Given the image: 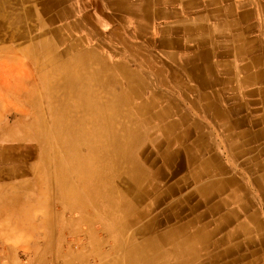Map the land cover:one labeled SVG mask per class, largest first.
Wrapping results in <instances>:
<instances>
[{"label": "rangeland", "instance_id": "rangeland-1", "mask_svg": "<svg viewBox=\"0 0 264 264\" xmlns=\"http://www.w3.org/2000/svg\"><path fill=\"white\" fill-rule=\"evenodd\" d=\"M169 1L173 3L177 0ZM152 3L154 0H0V174L2 175L0 192L3 185L13 183L11 190H16L14 194L16 193L18 197V200H0V264H114L116 262L124 264L128 262V258L121 253V250L112 249L115 237L106 231L102 226L103 223L96 218L99 214L96 209L98 207L93 205L87 209L89 213L94 214L93 221H77L80 216L78 211L75 209L61 211L60 203L54 201V186L61 185L59 181L62 178L72 183V190L66 188L63 191L65 195L71 191L75 193L84 191V187L92 191L93 188L89 186L88 181L90 179L101 188L103 183L100 184L105 179L102 173L104 176L108 173L106 158L100 160L95 157L90 160L89 165L95 168L88 173L85 172L87 176L85 186L66 164L74 159L72 152L59 157L63 165L64 175H60L62 178L53 175L56 166L51 163L45 166V182L39 177L38 164H43V160L40 159L42 150L38 145V139L34 135L26 137V134H33L34 120L38 123L37 119L41 122L43 119L46 126L53 121L49 111L50 100L43 95L44 88L41 81L43 72L51 63V55L38 58L41 51L37 45L43 40L50 41L52 47L47 52L55 54L56 62L58 60L63 62L71 56L79 55L80 52L84 54L85 50L86 54L91 51L94 62L107 65V72L115 78L119 75L111 63L120 62L126 70L130 72L136 70L134 77L137 81L139 78L146 83L149 81L148 86L143 89V99L153 94L159 106L173 105V110L188 112L190 119L187 120V125L191 134L186 140H195L199 133L198 128L205 133L203 146L208 152L202 154L199 160L202 161L214 154L226 169V174L248 190L242 195L246 204H249L244 213L242 212L239 217H229L228 220L232 222L246 216H255L252 221H255L256 225H251L249 232L253 239V242H250L251 246L249 243L244 244L241 233L234 237L237 242H242L241 257L248 262L264 259V185H261V182L264 184V143L255 146L262 140H253L251 144L234 146L227 138L229 133L227 128L211 121L210 113H199L190 106L189 100L196 99V95L188 93V98L183 97L181 84L179 81H173V72H177L179 78L181 76L178 72L181 66L177 64L181 56L176 57L165 52L168 50L175 53L174 50H179L178 43L173 45L166 35L173 32L170 27L176 30L179 27L177 36L181 37V42L186 45L184 50H187L195 45L187 38L191 35L195 36L201 30L193 28L190 33L182 34L181 28H184V25L180 24V21L177 23L175 21L177 19L152 17L155 14L159 16L164 14L152 10ZM176 6L179 7L177 4H171L169 7ZM136 7L144 11L143 15L137 13ZM148 15L151 32L149 35L141 34V37L136 33L138 30L135 21L145 23L144 18ZM190 15L189 13L180 20L190 21L192 17ZM245 35L247 38L255 39L258 33L253 29L251 33ZM163 46L169 49L162 48ZM158 70L160 75L157 73ZM183 76L184 85L194 86L193 82ZM103 95L106 96H103L105 99L107 95L109 96L107 93ZM136 102L137 100L132 98L129 105ZM70 108L76 110L73 104ZM76 115L82 122V133L89 135L96 124L93 115L81 108L80 111L69 116V119H73ZM120 117L123 123L134 127L130 118L136 119L139 114L125 107ZM169 118L179 119L175 112H172ZM194 121L201 127H197ZM87 142L89 140L77 142V149L83 145L82 150H79L81 155L85 154L84 147ZM152 143L145 141L136 155L143 169L150 173V179L154 184L142 193L143 199L137 207L149 205L151 207L149 218H157L160 221L167 213L171 214L167 221H175L172 215L175 212H181L184 220L193 215H201L199 221H217L218 216L226 209L210 213L208 210L210 206L206 203L194 208L201 198L196 191L199 181L189 177L192 165L187 164L183 154L174 156L166 162L160 155L165 140L161 139L158 147ZM65 159L67 160L64 161ZM13 169L20 171L21 173L17 174L21 176L8 178L7 175L2 174L6 170ZM121 174L124 175V172ZM121 174L117 177L109 174L108 179L113 184L112 189L118 190L122 195H128L129 185L125 186L124 192L122 191L121 187L124 184ZM46 175H49L47 180ZM88 176L91 178L89 179ZM167 189L170 191L166 192ZM186 196L190 197L188 203H180ZM114 198L120 199L117 195ZM15 206L20 210L9 212ZM106 211L108 213V210ZM62 218L69 221H60ZM235 224L236 222L230 225L224 224L214 237L226 234ZM236 255L239 254H233L229 258L237 259Z\"/></svg>", "mask_w": 264, "mask_h": 264}, {"label": "bare ground", "instance_id": "bare-ground-1", "mask_svg": "<svg viewBox=\"0 0 264 264\" xmlns=\"http://www.w3.org/2000/svg\"><path fill=\"white\" fill-rule=\"evenodd\" d=\"M135 10L139 15H143V10H139V8ZM258 13H260V9ZM148 17L149 15L145 17L146 19L144 18L145 23L135 21L138 30L136 33L140 36L141 34L149 35L151 32ZM49 42L43 40L37 46L41 51L39 59L51 55V63L43 72L44 75H42L41 81L44 88L43 95L50 100L49 111L53 121L52 124L46 126L43 119L42 122L37 119L38 123L34 120L33 124L35 125H32L33 134H26V137L34 135L38 139L40 150H42L40 159L43 160V164L41 165L38 162V168L40 167L39 177L45 182V166L47 163H51L56 166L53 175L56 178H62L60 175H64L63 165L59 157L65 154L69 155L72 152L74 159L66 164L80 179L79 182L81 181L85 186L87 182L85 172L88 173L92 168H95V166L89 165L90 160L95 157L101 160L104 157L108 161L106 165L108 173L105 176L102 173L105 179L102 180L101 184L99 183L100 185L103 183L101 188L95 181L90 179L91 176H88L90 179L88 181L89 186L93 188L92 191L84 187V191L79 193L71 191V193L65 195L63 191L66 188L71 189L72 183L63 178L59 181L61 185L54 186V201L60 203L61 211L75 209L80 213L77 221H93L94 214L89 213L87 209L93 207V205L98 207L96 209H98L99 214L96 218L103 223V228L115 237V244L112 249L115 251L121 250V253L128 258V262L126 261L127 263L124 262V264H264V259H254L248 262L242 258L240 255L243 247L242 242H237L234 238L241 233L244 244H250L253 239L249 232L251 231V225H256V222L252 221L255 216H246L238 221L235 219L232 222L228 221L229 217L242 215V212L249 205L246 204L242 196L248 190L241 186L237 180L226 174V169L219 163L214 154L209 155L207 159L199 160L202 154L208 152L207 148L203 146L205 133L198 128L199 133L196 139L193 141L186 140L191 134V132L189 134V126L187 125V120L190 119L189 113L173 110V105L159 106L157 98L155 99L153 94L145 95L146 99H143V89L148 86L149 81L146 83L145 80L140 78L137 81L134 77L136 70L133 69L131 74L120 62L111 63V66L118 72V78L112 77L107 72V65H104V63L99 62V64H96L92 59L93 53L91 51L86 54L85 50L84 54L80 52L79 55L74 53L76 56H71L63 62H58L59 60L56 62L55 54L47 52L52 47ZM67 67L70 68L66 69ZM158 71L157 73L160 75V70ZM172 76L174 80H177L178 74H172ZM104 93L109 94L107 99L103 98V96L106 97L103 95ZM186 94L187 92L183 94V97L187 98ZM132 98L137 102L129 105ZM71 104L76 106V110L70 108ZM206 105L208 107L205 109H212L211 116H209L211 121H213V118L217 121L225 116L220 112L221 108L216 105L214 100L210 104L209 102L206 103ZM125 107L139 114L136 119L130 118L134 123V127L126 125L121 120L120 116ZM81 108L91 113L93 119L96 120L95 127L89 135L82 133V122L77 115L73 119H69V116L80 111ZM172 112L178 115V120L169 118ZM193 123L197 127H201L199 123L195 121ZM226 127L228 128V124H226ZM258 135H264V131L261 130ZM227 138L229 140V135ZM161 139L165 140L166 143L160 155L166 162L174 156L183 154L187 164L192 165L189 177L199 181L196 191L201 195L198 204L194 208L206 203L210 206L208 208L210 213L220 211L219 209H226L218 216L217 221H199L201 215H193V217H187L184 220L181 212L172 214L175 221H167L170 219V213L165 214L162 221H160L157 218H149L151 209L149 205L142 208L137 207L143 199L144 194L142 195V193L154 184L150 179V173L143 169L136 155L145 141L153 142L152 144L158 147L161 144ZM83 140H89V142L84 147L85 154L81 155L79 150H82L83 145H80L78 149L76 145L78 141ZM183 140L185 141L183 142ZM52 154L55 156H52ZM19 172L13 169L6 170L2 174L7 175L8 178H18V176H21L18 175L21 173ZM122 172H124V175L121 174ZM109 174H113L115 177L119 174L123 176L124 185L121 188L124 192L126 190L125 186L129 185L128 195H122L118 190L112 189L113 184L108 179ZM48 178L49 175H46V180ZM8 184L2 186L0 200H18L16 193L14 194L16 190H11L13 183ZM261 185L264 184L261 182ZM165 191L169 192L170 190ZM116 195L120 199H115L114 196ZM188 198L190 197H184L180 203H188ZM14 210L20 209L17 206L10 211L8 209L9 212ZM106 210H108V213ZM60 221L69 220L62 218ZM233 222H236V224L229 228L226 234L217 238L214 237L224 224L230 225ZM130 229H132L131 233H129ZM223 243L225 246L222 247ZM236 253L239 254L236 255L237 259L229 258ZM114 264H121V262Z\"/></svg>", "mask_w": 264, "mask_h": 264}, {"label": "crops", "instance_id": "crops-1", "mask_svg": "<svg viewBox=\"0 0 264 264\" xmlns=\"http://www.w3.org/2000/svg\"><path fill=\"white\" fill-rule=\"evenodd\" d=\"M263 2L264 0H177L171 3L169 0H154L151 6L156 13H164L160 16L155 14L153 18L173 17L177 19V23L180 21L184 25L181 28L182 34L190 33L193 28L201 30L195 36L187 38L195 44L194 47L184 50L186 45L177 36L180 28L176 30L170 27L173 32L166 36L170 37L168 39L173 45L178 43L179 50H174L175 53L168 50L165 52L172 56H181L177 63L181 66V70L178 69L181 76L173 81H179L183 93L187 92V98L188 93H195L196 99H191L192 105L189 104L199 113H212V109L205 108L208 107L206 103L210 104L213 100L220 106V112L225 116L217 121L213 118V122H218L224 128L228 124L229 140L234 146L251 144L253 140H262L255 146L264 143V135L257 136L261 130L264 131ZM171 4L179 7H169ZM166 5L168 8H164ZM189 13L192 16L190 21L180 20ZM253 29L258 33L257 38H247L245 34L251 33ZM162 48L169 49L166 46ZM183 75L194 86L184 85Z\"/></svg>", "mask_w": 264, "mask_h": 264}]
</instances>
